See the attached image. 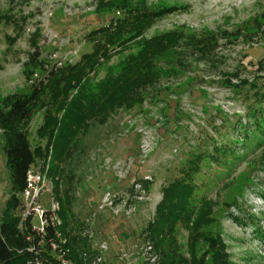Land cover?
<instances>
[{
    "label": "rangeland",
    "instance_id": "obj_1",
    "mask_svg": "<svg viewBox=\"0 0 264 264\" xmlns=\"http://www.w3.org/2000/svg\"><path fill=\"white\" fill-rule=\"evenodd\" d=\"M162 35L179 44L160 45L159 81L114 112L117 96L101 86ZM95 48L108 59L91 61ZM35 85L28 134L53 186L41 203L54 197L60 217L73 215L88 263L107 242L101 264H163L149 225L164 202V212L178 208L168 220L174 264H264V0H0V97ZM5 138L0 130V224L13 186ZM175 181L193 187L163 201ZM137 183L146 199L132 217L99 212L106 192L134 194Z\"/></svg>",
    "mask_w": 264,
    "mask_h": 264
},
{
    "label": "trees",
    "instance_id": "obj_2",
    "mask_svg": "<svg viewBox=\"0 0 264 264\" xmlns=\"http://www.w3.org/2000/svg\"><path fill=\"white\" fill-rule=\"evenodd\" d=\"M180 38H182L181 35ZM141 44V49L137 53L130 54L127 60L123 62L120 72L116 75H110L111 77L101 86L104 90L111 88V90H107V92L111 93L109 98H115V96H117V102L112 104L115 110L114 112L121 108H131L138 105L139 102L137 100L139 98V91L145 87L146 84L153 85L159 81L155 67V58L163 48L160 47V45L162 44L164 48L167 49L169 45H178L179 40L173 36L162 35L144 41V43ZM193 46V43L186 46L189 51L188 53H194L195 50ZM184 47L185 45L181 46V48ZM107 52L105 48L101 49V51L95 48L93 54L88 58H91V61H94V58L101 57L108 59L109 55ZM184 55L187 56V52H185ZM178 59L179 60L176 61V67L179 66V68L182 69L186 63V61H183V54L179 56ZM169 72L173 73L174 71L169 70ZM40 93L41 90L35 85L30 93L13 94L5 98L0 97V130L4 132L6 137L2 149L6 156L5 166L10 173L13 185L7 211L3 215L0 224V264H36L34 261L36 253L35 250H31V248L37 247L39 236L33 232L30 222L27 223V230L22 231L19 228L20 218L16 215L15 211L21 205L18 196L27 186L28 170L35 163L36 156L39 153V150L33 149L29 139L28 129ZM126 93L130 95L133 100L136 98L137 100L133 101L126 99L129 98ZM108 121L109 116L105 115L102 118L90 120L87 125L88 132L94 125L103 126L107 124ZM72 156L73 154L69 157V160ZM192 187L193 186L190 184L175 181L164 189L163 201H172L174 198L178 197V195H185ZM171 208V210L168 208L164 212V202H162L158 207V211L161 215L158 214L157 220H154L152 224L149 225L152 240L162 254L163 264H166V262L174 264L173 261H170L171 256H169L168 259V250L171 249L172 235L168 220L174 218L173 215H175V213L173 211L178 210V208L174 203ZM72 217L73 215L68 216L61 212L63 224L60 230L69 239L67 244L69 248V258L75 264H90L81 256L82 252L90 249L89 241L87 238L81 237L79 233H76L77 228L72 224ZM72 232L74 234H72ZM28 235H32L34 240L29 241L27 239ZM52 235L53 229L49 227L45 240L46 247H48Z\"/></svg>",
    "mask_w": 264,
    "mask_h": 264
},
{
    "label": "built area",
    "instance_id": "obj_3",
    "mask_svg": "<svg viewBox=\"0 0 264 264\" xmlns=\"http://www.w3.org/2000/svg\"><path fill=\"white\" fill-rule=\"evenodd\" d=\"M116 168L122 175L124 174L123 168L120 164H117ZM135 187L134 194L130 191L124 194H118L112 191L106 192L98 206L99 212H108L117 218L132 217L137 212V204L146 199L144 192L140 191L142 185L137 183ZM52 189L53 186L46 178L43 170L33 164L27 173V186L18 196L21 201L20 212L17 215L20 218L19 228L22 231L27 230V223L30 222L33 232L39 236L37 247L31 248V250H35L36 253L34 258L36 264H74L69 258V248L67 247L68 241L63 239L62 234L59 231V228L62 225L60 203L51 196V201L48 206L41 203V200L45 195H52ZM36 217L39 219L38 225L34 223ZM49 227L53 229V235L49 240L48 247H46L45 240ZM85 234L91 239L94 235L91 231H87ZM27 239L33 241L34 237L28 235ZM108 249L107 242L100 244V254L95 258L93 264H101L103 261L102 254L108 251ZM151 249L152 246L147 244L144 251L149 254ZM122 255V260L124 258L130 259L131 257L126 253H123ZM82 256L85 259L89 258L87 252H83ZM153 261H155V258H153Z\"/></svg>",
    "mask_w": 264,
    "mask_h": 264
}]
</instances>
